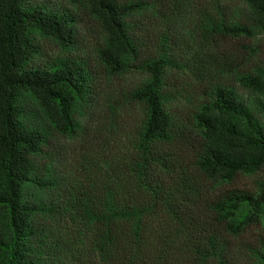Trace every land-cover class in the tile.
Here are the masks:
<instances>
[{
	"label": "trees",
	"instance_id": "16d2710c",
	"mask_svg": "<svg viewBox=\"0 0 264 264\" xmlns=\"http://www.w3.org/2000/svg\"><path fill=\"white\" fill-rule=\"evenodd\" d=\"M69 2L100 26L94 58L73 54L83 40L71 9L0 0V264H226L204 223L238 235L264 215V179L255 191H218L264 168V65L239 72L210 48L264 36V0L231 14L226 0L206 3L193 57L175 54L179 0ZM149 12L162 20L158 35L141 20ZM48 39L67 55L40 62ZM98 69L146 79L109 100L108 134L80 137L79 117L101 95ZM172 71L200 81L188 126L173 114ZM217 73H233L250 98ZM254 259L264 264V245Z\"/></svg>",
	"mask_w": 264,
	"mask_h": 264
},
{
	"label": "rangeland",
	"instance_id": "374dc122",
	"mask_svg": "<svg viewBox=\"0 0 264 264\" xmlns=\"http://www.w3.org/2000/svg\"><path fill=\"white\" fill-rule=\"evenodd\" d=\"M33 2H48L56 8L71 9L81 21L79 31L81 33L82 45L80 49H75L73 54H87L94 58L95 49L100 44L102 32L97 21L91 18L87 9L83 4L72 5L69 0H29ZM209 1V2H208ZM214 0H179L180 8L174 7L171 14L170 30L176 36L177 45L174 47L175 54L181 57H193L200 52V48L204 46L202 42L201 22L206 12V3H212ZM244 0H226L227 13L231 14L244 7ZM179 5V4H178ZM147 25L152 22L151 29L154 34L158 35L161 27L156 23L162 24L160 18L153 20L152 13H145L142 17ZM42 54L39 58L40 62L51 61L57 57L66 56L62 47L52 39L43 40L41 43ZM194 48H196L194 50ZM216 55L226 58V63L234 70L239 72L250 71L257 66L264 65V36H256L254 38H231L218 37L216 42L210 48ZM92 64L94 65L93 61ZM95 85L96 90L101 95L91 99L89 106L84 109L81 120L83 130L79 132V136H95L100 131L108 134L109 121L107 120V104L109 100L119 99L123 95V91L131 89L146 79L142 73H129L121 77L109 78L105 73L96 71ZM217 79H221L235 87L238 94L244 99L250 98L249 93L243 89L235 79L233 73L216 74ZM169 89L178 92V102L173 104V114L183 126L191 124L192 116L202 99L200 91V81L195 76L188 74L186 76H178V73L171 72L169 76ZM260 118L264 121V114H260ZM191 129V128H189ZM69 143V147H74L76 140L73 142L64 140ZM79 142V141H77ZM264 179V168L253 174H238L231 182L224 183L219 187L218 191L246 190L255 191L260 180ZM208 231L214 229L217 237L227 247V256H225L226 264H256L254 259V250L264 245V215L258 219L249 221L244 230L234 235L227 232L220 224H216L213 218L208 219ZM194 235L192 242H196ZM190 242V241H189ZM191 243V242H190ZM193 244V243H192ZM205 264H218L216 261H208Z\"/></svg>",
	"mask_w": 264,
	"mask_h": 264
}]
</instances>
